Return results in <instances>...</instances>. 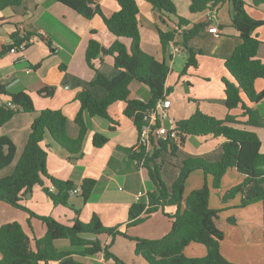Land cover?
Returning <instances> with one entry per match:
<instances>
[{"label":"crops","instance_id":"crops-1","mask_svg":"<svg viewBox=\"0 0 264 264\" xmlns=\"http://www.w3.org/2000/svg\"><path fill=\"white\" fill-rule=\"evenodd\" d=\"M177 16L182 17L191 28L194 24L202 27L188 40V47L195 52L192 59L196 66H188L184 73L182 69L188 60V54L172 53V44L163 50L158 30L167 32L173 29L177 17L170 14L161 17L160 12L151 4L137 0L139 34L141 49L153 55L159 61H165L169 73L165 86L169 88L166 97L170 100L169 117L179 121L189 117L196 109L203 113L223 119L227 114L238 120H246L242 116L240 105L228 110L225 106L224 81L235 84V81L224 67V59L229 57L233 49L240 43L239 33L230 24L229 5L221 3L215 9H205L191 12V0H172ZM248 14L262 20L263 24L254 30L260 41L257 58L264 63V5L253 7L252 0H244ZM101 7L104 15L109 16L119 9L115 0H94ZM215 26L217 32H210L209 27ZM94 33L91 34V31ZM23 31L37 34L49 41L47 45L42 40L31 36V42L23 50L6 52L0 57V84L6 85L8 91L27 92L33 101L32 112H17L0 126V135H7L15 145L12 162L0 170V177L11 174L27 141L32 120L44 108L61 110L66 116V132L71 138L78 135L79 127L74 117L79 110L77 93L91 88L98 99L106 95L104 88L90 86V80L95 71L85 61V50L89 38H95L106 52L93 60L94 67L106 77H113L117 69L113 65L112 55L107 53L108 47L115 36L108 31L102 18L95 14L85 18L67 5L55 0H22L21 4L5 7L0 10V49L11 43L10 33ZM128 48L130 40L120 38ZM255 89L264 88V79L257 78ZM44 87H50L53 92L49 96L39 93ZM150 96L146 85L133 81L129 85V98L147 100ZM242 102L257 115L264 119V98L251 103L241 92ZM5 96H0V103L7 102ZM125 102L117 101L108 109L109 118L98 116L86 117L87 133L83 140L82 156L73 157L67 150L47 136L44 144L48 145L45 166L47 172L61 180H69L73 188H80L85 178H93L96 183L87 198L83 201L80 192H70L71 207L54 204L41 185H34L31 191L23 193L21 203L35 215L14 208L0 201V225L17 221L30 236L40 238L45 233L44 223L36 216H50L53 219L72 223L77 217L81 222H88L92 214H97L107 227L117 226L131 237L158 238L165 235L171 226V218L176 205H166L162 209L140 216L143 220L126 228L128 209L132 203L145 201L153 184L144 165L135 164L130 153L138 150V129L132 118L123 113ZM264 152V127H256ZM102 133L107 141L100 147L92 144V135ZM225 139L222 137L187 136L179 144L176 139L174 152L166 145L160 150L157 163L160 165V175L167 186H170L179 172L182 160L189 157L202 158L208 162L219 161ZM160 142L156 144L159 146ZM154 146L151 150H154ZM212 176L205 175L201 170L191 171L185 181L183 199L194 189L204 183L210 188L208 206L219 208L221 212L216 219L217 227L223 232L219 242V250L223 257L235 264H264V201L255 202L240 207L241 194L223 202L221 196L231 187L239 184L243 175L235 167H229L221 179L219 188L212 187ZM43 186L51 191L52 186L43 179ZM73 208L79 209L76 214ZM184 208L181 202L179 210ZM19 211V212H15ZM229 218L234 221L229 222ZM30 219V220H29ZM32 219L36 221H32ZM102 244L111 243L109 248L118 258L127 264H146L144 259L134 253L133 240L116 235H99ZM59 250H80L71 246L66 239L54 241ZM116 244V245H115ZM207 248L199 242H190L183 249L187 257H202ZM75 260L86 264H114L104 260L101 253L93 256L74 255ZM48 264H57L54 261Z\"/></svg>","mask_w":264,"mask_h":264},{"label":"trees","instance_id":"trees-1","mask_svg":"<svg viewBox=\"0 0 264 264\" xmlns=\"http://www.w3.org/2000/svg\"><path fill=\"white\" fill-rule=\"evenodd\" d=\"M59 1L85 18L99 15L108 31L116 38L108 47L107 53L113 57V65L117 74L106 77L93 65V60L101 55V44L92 36L89 38L85 61L94 69L95 74L90 80V86H100L105 89L106 95L98 99L91 88H86L77 93L79 110L74 121L79 127L78 135L71 138L66 132V116L58 109H42L32 120L27 141L18 158L13 172L0 177V201H4L14 208L23 210L30 215H35L22 201L24 192L31 191L34 185H41L43 192L49 196L54 204L71 207L69 204L70 192L73 184L69 180H61L50 175L45 166L48 145L44 140L49 136L52 141L65 148L73 157L82 156L83 140L88 127L86 117L98 116L109 118L108 109L117 101L125 102L123 113L132 118L139 130L142 125V116L146 109L154 105L157 99L166 97L169 88L165 80L169 73V66L165 61L157 60L153 55L143 51L140 46L139 19L137 0H115L119 9L111 15L103 14L101 7L94 0H55ZM151 4L160 12L161 17L174 15L179 24L185 25L186 21L176 14V7L172 0H143ZM22 0H0V10L5 7L21 4ZM229 5L230 24L239 33L240 43L233 49L231 55L224 59V67L231 75L235 84L224 81L225 106L228 110L238 107L242 109L241 121L227 114L223 119L203 113L196 109L189 117L175 122L179 130L178 142L182 143L187 136H215L225 139L222 147V156L219 161L208 162L202 158L189 157L182 160L179 172L170 186L162 180L160 165L157 159L160 150L168 145L174 152V141L160 142L154 150L145 151L139 147L130 153L133 160L142 162L147 169L148 176L153 184V189L146 194L145 201L132 203L128 209L126 228L140 223L141 214L149 215L166 205H176L171 218L170 230L158 238H143L128 236L117 226L107 227L97 214H92L88 222H81L75 217L72 223H63L50 216L36 215L45 225V233L40 238L30 237L17 221L0 225V264H48L54 261L57 264H86L75 260L74 255L93 256L101 253L104 260L114 264H127L112 252L110 245H103L99 235H108L114 238L121 235L135 243L134 253L141 256L146 264H235L226 260L219 250V242L223 232L217 227L216 219L221 212L219 208H210L208 198L210 188L204 183L200 188L192 190L184 199L183 192L188 174L193 170H201L205 175L212 176V187L219 188L221 179L229 167H235L243 175L242 181L229 188L221 200L226 202L236 194H241L239 206L243 207L255 202L264 201V152L261 151L260 139L253 130L264 127V119L257 112L247 107L241 100L242 92L251 103H256L264 98V88L257 91L254 82L257 78L264 79V63L257 58V49L260 41L254 30L263 24L262 20L252 18L247 12L244 0H191L189 10L199 12L205 9L213 10L221 3ZM263 4L264 0H252L253 7ZM202 27L194 24L191 28L182 30L180 37L175 31L164 32L158 30L159 39L163 50L168 44L180 45L188 54L182 73L186 67L196 66L192 59L193 52L187 45L188 40ZM94 30L91 31V34ZM35 36L47 45L49 41L40 35L23 31L10 33L11 43L3 45L0 57L10 47L26 41V46L31 42L30 37ZM120 38H128L130 45L127 48ZM137 81L148 87L150 96L147 100L129 98V85ZM53 89L44 87L39 93L51 95ZM0 96H5L7 102L0 103V126L17 112H32L34 105L31 96L23 91H8L6 85L0 84ZM92 144L100 147L107 141V136L102 133L92 135ZM15 153V145L7 135H0V170L8 166ZM47 179L52 186V191L43 186V179ZM96 180L85 178L80 184V196L83 201L89 197ZM184 208L179 210L181 202ZM78 214L79 209L73 208ZM229 218V222H233ZM66 239L71 246L80 247V250H59L54 241ZM199 242L206 246L207 253L202 257H187L183 254L184 247L190 242Z\"/></svg>","mask_w":264,"mask_h":264},{"label":"built area","instance_id":"built-area-1","mask_svg":"<svg viewBox=\"0 0 264 264\" xmlns=\"http://www.w3.org/2000/svg\"><path fill=\"white\" fill-rule=\"evenodd\" d=\"M173 30L175 35L180 37L184 27L178 21L174 22ZM210 32H217L215 26L208 28ZM26 41H21L18 45H12L9 49L10 52L23 50L26 46ZM181 52V46L172 44V53ZM7 105L12 106L10 101ZM170 100L167 97L157 99L153 106L146 109L142 116V125L138 130V148L143 147L145 151H150L159 142L175 141L178 138L179 130L175 126L174 121L169 117L168 109ZM135 164H140L137 160H133ZM72 193H79L80 188H73Z\"/></svg>","mask_w":264,"mask_h":264},{"label":"rangeland","instance_id":"rangeland-1","mask_svg":"<svg viewBox=\"0 0 264 264\" xmlns=\"http://www.w3.org/2000/svg\"><path fill=\"white\" fill-rule=\"evenodd\" d=\"M15 212H19V211H15ZM20 213V212H19ZM20 214H22V213H20ZM30 220V219H29ZM16 221V220H15ZM32 221H34L35 223H36V221H35V219L33 220L32 219ZM116 245V244H115ZM113 247V246H112ZM111 246H110V248H112ZM113 249V248H112ZM110 251H112V250H110ZM113 253V252H112Z\"/></svg>","mask_w":264,"mask_h":264},{"label":"water","instance_id":"water-1","mask_svg":"<svg viewBox=\"0 0 264 264\" xmlns=\"http://www.w3.org/2000/svg\"><path fill=\"white\" fill-rule=\"evenodd\" d=\"M101 51L105 53L106 52V49L103 48V47H101Z\"/></svg>","mask_w":264,"mask_h":264}]
</instances>
